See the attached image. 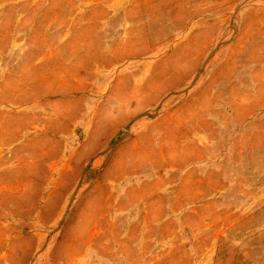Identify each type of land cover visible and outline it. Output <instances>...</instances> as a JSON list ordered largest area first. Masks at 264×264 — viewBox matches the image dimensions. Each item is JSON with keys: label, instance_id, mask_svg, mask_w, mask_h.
Segmentation results:
<instances>
[{"label": "rangeland", "instance_id": "374dc122", "mask_svg": "<svg viewBox=\"0 0 264 264\" xmlns=\"http://www.w3.org/2000/svg\"><path fill=\"white\" fill-rule=\"evenodd\" d=\"M0 264H264V0H0Z\"/></svg>", "mask_w": 264, "mask_h": 264}]
</instances>
